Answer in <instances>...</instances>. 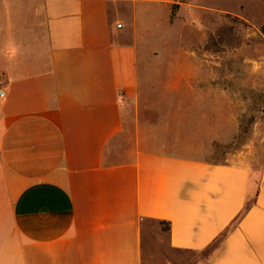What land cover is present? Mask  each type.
Returning a JSON list of instances; mask_svg holds the SVG:
<instances>
[{
	"label": "crops",
	"instance_id": "crops-1",
	"mask_svg": "<svg viewBox=\"0 0 264 264\" xmlns=\"http://www.w3.org/2000/svg\"><path fill=\"white\" fill-rule=\"evenodd\" d=\"M172 6L0 0V264H144L147 223L173 250L216 242L205 264H264V169L200 157L233 127L215 78L141 75ZM141 98L142 140L107 159Z\"/></svg>",
	"mask_w": 264,
	"mask_h": 264
},
{
	"label": "rangeland",
	"instance_id": "rangeland-1",
	"mask_svg": "<svg viewBox=\"0 0 264 264\" xmlns=\"http://www.w3.org/2000/svg\"><path fill=\"white\" fill-rule=\"evenodd\" d=\"M176 7L159 25L172 32L165 37L168 42L158 52L152 48V36L144 43L141 75L214 77L210 87L215 89L216 109L230 112L233 127L231 133L208 134L212 141L202 144L200 157L243 164L256 175L264 169V0H178L181 9ZM149 29L157 32L152 22ZM129 112L118 144L107 150L111 161H123L129 149L132 152L136 131L142 140L144 100H139L137 111L130 103ZM220 135L227 142H219ZM146 227L144 264H205L206 252L216 244L200 252L177 251L167 245L163 228L157 232L151 223Z\"/></svg>",
	"mask_w": 264,
	"mask_h": 264
},
{
	"label": "trees",
	"instance_id": "trees-1",
	"mask_svg": "<svg viewBox=\"0 0 264 264\" xmlns=\"http://www.w3.org/2000/svg\"><path fill=\"white\" fill-rule=\"evenodd\" d=\"M248 204H250V201L247 203V204H245V207L244 208H246L247 206H248ZM161 228H163L164 230H166V225L165 226H161ZM224 234V233H223ZM220 237H222V234H221V236Z\"/></svg>",
	"mask_w": 264,
	"mask_h": 264
},
{
	"label": "built area",
	"instance_id": "built-area-1",
	"mask_svg": "<svg viewBox=\"0 0 264 264\" xmlns=\"http://www.w3.org/2000/svg\"><path fill=\"white\" fill-rule=\"evenodd\" d=\"M2 96H3V92L2 90H0V99L2 98Z\"/></svg>",
	"mask_w": 264,
	"mask_h": 264
}]
</instances>
